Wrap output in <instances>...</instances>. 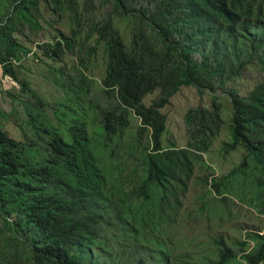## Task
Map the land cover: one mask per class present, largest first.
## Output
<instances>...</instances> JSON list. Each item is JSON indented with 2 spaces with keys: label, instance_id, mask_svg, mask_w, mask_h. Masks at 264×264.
Here are the masks:
<instances>
[{
  "label": "trees",
  "instance_id": "obj_1",
  "mask_svg": "<svg viewBox=\"0 0 264 264\" xmlns=\"http://www.w3.org/2000/svg\"><path fill=\"white\" fill-rule=\"evenodd\" d=\"M116 18L129 26L128 42ZM28 41L63 89L56 108L18 78ZM97 51L104 105L91 97L87 74ZM250 65L264 70V0H0V68L21 93L9 111L0 106V264H260L264 231L244 230L245 253L214 238L215 259H193L195 245L171 228L179 195L221 128L219 94L230 108L222 148L243 156L221 177L206 175V192L252 174L239 193L264 213V80L245 93L228 85ZM182 86L203 104L184 113L186 144L163 148L162 109ZM154 90L161 100L145 104Z\"/></svg>",
  "mask_w": 264,
  "mask_h": 264
},
{
  "label": "rangeland",
  "instance_id": "obj_2",
  "mask_svg": "<svg viewBox=\"0 0 264 264\" xmlns=\"http://www.w3.org/2000/svg\"><path fill=\"white\" fill-rule=\"evenodd\" d=\"M114 25L119 31V34L128 42L129 26L124 20L115 19ZM59 26V24H55ZM65 30V25H60ZM36 40V39H35ZM27 44H30L29 41ZM32 47H31V46ZM30 52L23 57L20 64L21 69L18 78H24L31 84V88L35 90L43 99L48 100L53 107L56 108L58 100L62 99L63 89L50 82L46 67L38 63L36 58L31 54L34 50V45L31 43ZM35 51V50H34ZM96 62L87 73L94 79V91L91 94L99 105H104V98L98 92V80L101 77L102 63L100 51L96 53ZM74 60L73 55H68L64 58L66 65ZM44 66V67H43ZM264 80V70H260L257 66L246 67L240 76L229 82L228 85H233L240 92L245 93L252 88L256 83ZM218 93H221L219 91ZM20 96L19 85L10 78L3 76L0 68V106L9 111L14 105L15 97ZM221 103L223 104L221 111L222 125L217 135L213 137L212 144L208 150L202 153L205 164L196 162L194 166L193 176L190 178L185 193L179 195V205L176 212L175 222L171 224L174 229L175 237L181 238L183 241H191L194 246L192 250V258L198 259L200 254H207L211 259L215 256L209 252L214 248L213 239H221L225 242L232 241L231 249L235 255L247 252L251 245V240L245 236L244 230L248 231H264V213L258 210L254 205V200L240 196L239 192L243 193L247 182L252 179V174H244L236 176L238 179H232L233 187L222 189L221 193H207L210 188L209 183H206L204 177L210 175L211 178H218L229 172L232 166L236 165L240 157L243 156V150L237 148L233 151L225 152L222 144L229 139L228 116L229 103L224 94H219ZM161 92L154 90L152 93L144 97L145 104L157 103L161 100ZM207 97H204V101ZM202 100L193 86H182L166 104L162 111L166 115V129L162 135V147L184 146L187 141V135L184 125V113L189 107L201 105ZM61 109V108H60ZM60 109H56L59 111ZM22 118V115L20 116ZM131 132H135L139 125V118L132 112L129 113ZM8 121V120H7ZM6 121V122H7ZM5 122V123H6ZM12 134H15L13 131ZM146 135L143 136V141H146ZM208 165V166H206ZM229 189L230 191L226 190ZM234 190V192H233ZM248 199V201L246 200ZM206 205H217L227 207L222 213L221 211L212 212L211 209L206 210L202 207ZM205 208V207H204ZM202 210V211H201ZM115 232L109 230L107 233ZM244 241V245H239L238 242ZM204 243V245L202 244ZM120 247L116 244H109L110 251H118ZM228 264H245L242 259L237 257L235 261H230ZM264 264V260L260 263Z\"/></svg>",
  "mask_w": 264,
  "mask_h": 264
}]
</instances>
